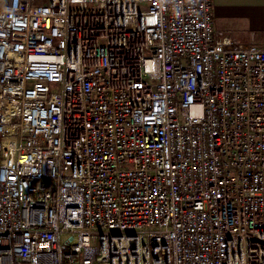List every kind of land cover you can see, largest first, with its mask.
Masks as SVG:
<instances>
[{
	"label": "built area",
	"instance_id": "2783aa9c",
	"mask_svg": "<svg viewBox=\"0 0 264 264\" xmlns=\"http://www.w3.org/2000/svg\"><path fill=\"white\" fill-rule=\"evenodd\" d=\"M0 264H264V48L212 0H0Z\"/></svg>",
	"mask_w": 264,
	"mask_h": 264
},
{
	"label": "crops",
	"instance_id": "0c3cea01",
	"mask_svg": "<svg viewBox=\"0 0 264 264\" xmlns=\"http://www.w3.org/2000/svg\"><path fill=\"white\" fill-rule=\"evenodd\" d=\"M212 28L241 44L264 48V0H212Z\"/></svg>",
	"mask_w": 264,
	"mask_h": 264
}]
</instances>
